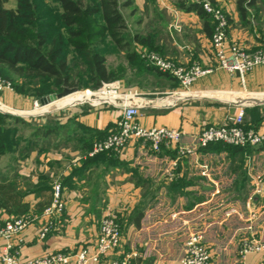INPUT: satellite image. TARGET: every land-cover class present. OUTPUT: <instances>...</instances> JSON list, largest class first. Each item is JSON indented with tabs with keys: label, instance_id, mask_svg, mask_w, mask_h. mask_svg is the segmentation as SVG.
Returning <instances> with one entry per match:
<instances>
[{
	"label": "crops",
	"instance_id": "0c3cea01",
	"mask_svg": "<svg viewBox=\"0 0 264 264\" xmlns=\"http://www.w3.org/2000/svg\"><path fill=\"white\" fill-rule=\"evenodd\" d=\"M212 1L229 15L231 43L250 51L264 44L262 24L240 25L236 0ZM133 2L140 16L137 32L153 35L162 57L186 68L215 67L211 38L196 13L180 11L177 0ZM252 18L263 21L257 15ZM141 75L140 87L125 80L114 82L119 86L114 99L95 98L93 93V100L86 101L89 104L72 106L82 103L75 101L46 118L27 120L53 131L33 136L32 131L22 129L20 135L28 131L29 135L15 153L0 156L7 160L0 167V184L12 186L29 206L21 216L0 208L2 219L28 221L20 237L11 239L19 261L74 254L83 248L93 252L103 218L113 214L121 228V244L100 263L89 264L124 259L128 264H182L186 240L196 231L211 249L210 264H260L264 255L251 254L240 261L238 250L243 239L264 241V181L258 179L264 174V147L204 153L198 136L208 127L224 125L240 108L246 111L245 125L264 135V104L258 105L264 103V66L243 79L214 70L188 91L171 76L155 71H141ZM129 97L145 100L144 106L139 105V123L144 128L179 130L183 134L179 145H164L156 153L148 144L134 141L119 152L88 162L87 142L115 127L127 105L122 100ZM180 149L188 154L177 160ZM55 186L62 189L65 212L55 230L41 240L47 221L42 212L50 205ZM5 245L1 239L0 256ZM0 264H4L1 257Z\"/></svg>",
	"mask_w": 264,
	"mask_h": 264
},
{
	"label": "trees",
	"instance_id": "16d2710c",
	"mask_svg": "<svg viewBox=\"0 0 264 264\" xmlns=\"http://www.w3.org/2000/svg\"><path fill=\"white\" fill-rule=\"evenodd\" d=\"M9 1L0 0V79L14 84V90L19 95L33 94L38 100L56 92L60 93L66 87L77 86L67 59L68 40L73 42L75 56L83 61L94 90H99L104 84L121 80L118 71L114 70L113 73L108 69L104 54L86 42L87 39L93 38L86 27L95 19L103 25L102 34L109 36L113 46L115 45L125 54L130 64L140 66L141 71H155L162 74L156 68L140 61L137 53L132 50V46L136 44L150 51H157L151 35L134 33L132 41L127 40L129 28L122 11L132 9L133 0H57L60 5L61 29L56 31L42 27L40 14L37 12V0H16L14 9L6 7ZM210 1L213 3L212 0ZM236 2L242 18L246 17L249 9L255 10L257 6V0H236ZM176 6L180 11L196 13L204 23L206 34L212 37V21L199 3L192 0H177ZM134 12L132 9V14ZM228 21L230 25L229 17ZM79 39L82 41H78ZM13 78H18L20 82H15ZM20 127L32 131L33 136L53 131V128L35 126L25 120L0 113V156L14 154L24 141V138H19ZM114 129L115 127L107 128L97 133L87 142L86 150L91 152L94 143L106 138ZM263 147L264 144L238 148L217 143L200 150L204 153L212 149L239 152ZM105 155L108 153L90 157L88 162L97 161ZM0 208L18 216L24 215L29 210V206L23 202V196L12 186L3 184H0Z\"/></svg>",
	"mask_w": 264,
	"mask_h": 264
},
{
	"label": "built area",
	"instance_id": "2783aa9c",
	"mask_svg": "<svg viewBox=\"0 0 264 264\" xmlns=\"http://www.w3.org/2000/svg\"><path fill=\"white\" fill-rule=\"evenodd\" d=\"M199 3L206 15L212 21L213 33L211 45L215 60L214 68H202L194 65L185 68L176 62L165 59L156 53L142 55L147 65L156 68L160 73L171 76L179 82L184 91H188L199 79L211 74L214 70H223L231 74H238L243 79L248 73L257 67L264 66V44L255 51H250L237 42H230L228 31L230 28L228 16L223 10L214 5L210 0H194ZM101 91L117 93L118 84L102 86ZM37 106V104H36ZM246 111L240 108L234 117L219 127L211 126L204 129L198 136L199 148H206L211 144L223 143L225 145L246 148L257 147L264 144V135L254 130H246L244 127ZM141 109L139 106L125 105L123 113L115 125V129L103 140L95 142L90 152V157L101 153L119 152L129 142L141 141L148 144L150 148L159 153L164 145H179L183 134L176 129L157 127L147 129L139 123ZM188 153L180 149L177 160ZM176 165V163H174ZM202 168H207L203 166ZM206 175V171H202ZM174 173L170 174L172 180ZM264 181V174L258 178ZM65 212V204L60 186H55L52 192V200L42 216L47 219L40 232V239L44 240L48 234L55 230L58 220ZM28 226L24 218L2 219L0 218V240L4 239L6 245L1 253V260L4 264H66L74 260L75 264L100 263L104 257L112 254L119 248L122 239L121 228L117 224L116 216L110 214L103 218L97 243L94 251L83 248L74 254H50L35 260L21 263L18 252L11 239L20 237ZM22 242V239H19ZM251 254L264 255V241L257 238H246L240 243L238 257L244 261ZM212 257L211 249L207 246L204 236L196 231L189 235L185 243V255L182 264H210ZM109 264H128L127 259L112 260ZM264 264V259L260 262Z\"/></svg>",
	"mask_w": 264,
	"mask_h": 264
},
{
	"label": "rangeland",
	"instance_id": "374dc122",
	"mask_svg": "<svg viewBox=\"0 0 264 264\" xmlns=\"http://www.w3.org/2000/svg\"><path fill=\"white\" fill-rule=\"evenodd\" d=\"M194 1V0H192ZM258 5L257 8L249 9L247 12V15L245 18H242L239 14V23L242 24H249V25H260V27H264V0H257ZM17 1L16 0H10L9 3L6 5L8 9H14L16 7ZM37 6V12L40 14V23L42 27L46 29H51V31H56L58 29H61L60 22H59V15H60V5L57 2V0H37L36 2ZM134 9V7L132 8ZM132 9H124L122 11L125 21L128 25V33H127V40L132 41V35L137 32V26L136 21L140 19V16L138 15V12L134 10L135 12L132 14ZM228 17L229 15L223 11ZM253 15H257L260 17L263 21H257L252 18ZM230 19V18H229ZM248 20V22H246ZM231 22V20H230ZM103 28V25L101 22H99L97 19L93 20V23L90 26H87V31H90L92 33V39H87L86 42L88 44L93 45V47L104 54L107 62L108 69L114 73L115 71H118L117 74L121 76V80H125L126 82H131L132 85L136 86H142L141 83H143L144 78L141 75V67L135 66L130 64L126 56L123 52H121L116 46L112 44L110 41V38L107 34H102L101 32ZM153 36V35H152ZM78 41H82V39H79ZM67 59L71 66L72 75L74 78L75 83L77 86L73 88H78L81 92L86 93H94L95 98H104L102 93L101 87L99 90H94L90 81V77L88 74L87 69L84 66V63L82 60H80L77 56H75V48L73 46V42L67 41ZM94 43V44H93ZM158 49V48H157ZM133 52L137 53V56H139L140 61L145 62L142 55L146 53H156L161 56L160 52L157 51H150L144 47L138 48L136 44L132 46ZM146 63V62H145ZM147 64V63H146ZM183 66V65H181ZM194 66V65H193ZM185 67V66H183ZM186 68V67H185ZM143 78V79H141ZM13 80L17 83L20 82V80L17 78H13ZM119 80V81H121ZM118 81V80H117ZM116 82V81H114ZM114 82L108 83L106 85H113ZM99 92V93H98ZM58 92L54 93L57 94ZM78 97V96H77ZM80 99V96L78 97ZM19 102V103H18ZM0 103L5 107L2 108L0 106V109H8L11 111H18V107H26L27 112H33L35 109L39 108L36 106V99L33 96H24L19 95L14 90V84L0 79ZM62 103V102H60ZM58 104V103H57ZM56 104H54L55 106ZM107 109H114L112 106H106ZM102 108V107H101ZM99 109V108H98ZM25 111V112H26ZM41 111V109H40ZM19 112V111H18ZM21 112V111H20ZM245 123V121H244ZM245 125V124H244ZM20 130L24 129L22 127L19 128ZM246 130H254L253 128H248L245 125ZM255 131V130H254ZM26 132H21L22 135L19 136V138H26L29 134ZM7 162L6 159L0 160V167ZM10 171H13V168H10ZM11 177L10 175L7 176V178Z\"/></svg>",
	"mask_w": 264,
	"mask_h": 264
},
{
	"label": "water",
	"instance_id": "95a60500",
	"mask_svg": "<svg viewBox=\"0 0 264 264\" xmlns=\"http://www.w3.org/2000/svg\"><path fill=\"white\" fill-rule=\"evenodd\" d=\"M77 92H81L78 88H64L62 90V92L60 93H57V94H52L48 97H44V98H40L38 100H36V104L39 108L37 109H42V108H46L48 106H50L51 104H53L54 102L56 101H59L69 95H72L74 93H77ZM122 102H124L125 104L127 105H132V106H144V102L145 100H141V99H138V98H135V97H129L127 99H125L124 101L122 100ZM86 104H89V102H82V103H77V104H74L72 106H77V105H86ZM262 105L264 103H258V105ZM239 106H242L240 104H238ZM66 108L68 107H63V108H54V107H50L48 110H45V111H41V112H37V109H35L33 112H16V111H11V110H4V109H0V113H2L3 115L5 116H9V117H13V118H19V119H22V120H30V119H42V118H46L48 116V114L50 113H56L58 111H63L65 110Z\"/></svg>",
	"mask_w": 264,
	"mask_h": 264
},
{
	"label": "bare ground",
	"instance_id": "6f19581e",
	"mask_svg": "<svg viewBox=\"0 0 264 264\" xmlns=\"http://www.w3.org/2000/svg\"><path fill=\"white\" fill-rule=\"evenodd\" d=\"M103 96L109 97V98H115L117 97L116 94L112 93V92H108V91H102L101 93ZM80 96V99L78 97ZM93 94L92 93H86V92H77L74 93L72 95H69L59 101L54 102L53 104H57L62 102V105L59 108H63L68 106V104L75 102V101H79V102H86V101H92L93 100ZM51 104V105H53ZM49 107V106H48ZM46 107V108H48ZM46 108H42L44 110H48ZM42 111V110H41ZM40 109H37V112H41Z\"/></svg>",
	"mask_w": 264,
	"mask_h": 264
}]
</instances>
